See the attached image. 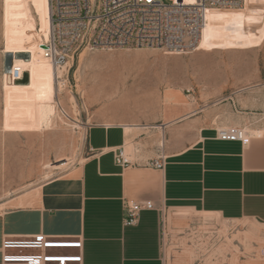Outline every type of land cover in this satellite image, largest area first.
<instances>
[{"label":"crops","instance_id":"0c3cea01","mask_svg":"<svg viewBox=\"0 0 264 264\" xmlns=\"http://www.w3.org/2000/svg\"><path fill=\"white\" fill-rule=\"evenodd\" d=\"M233 83L227 72L217 89L197 86L188 91L193 95L184 94L196 98L198 107L165 128L164 147L144 145L152 142L147 132L160 129L134 128L127 142L128 125H145L89 127V156L80 168L44 185L35 206L0 213V264L5 237L40 233L80 237L84 264H264V92ZM212 92L216 102L204 103ZM230 127L246 129L249 140L220 141L217 132ZM129 143L137 147L136 165L123 169L113 153L127 151ZM161 156L163 170L149 166ZM127 201H151L155 210L125 226ZM198 215L252 221L260 230L250 231L253 242L238 243L240 255L207 239Z\"/></svg>","mask_w":264,"mask_h":264},{"label":"rangeland","instance_id":"374dc122","mask_svg":"<svg viewBox=\"0 0 264 264\" xmlns=\"http://www.w3.org/2000/svg\"><path fill=\"white\" fill-rule=\"evenodd\" d=\"M161 1L169 3V0ZM5 2L0 0V213L35 206L44 185L80 168L89 156L88 129L95 124L127 122L163 132L165 103L169 96L193 95V91H188L197 90V86L202 90L217 89L227 72L238 88L248 86L261 90L257 93L264 92V0H245L240 9L217 11L223 15L224 27L210 31L214 46L209 52L170 55L167 50L158 48H83L68 66L72 68L62 92L44 65L42 80L48 87L46 99L60 103L65 123L53 128L42 127L38 111L43 97L31 91L5 88L4 76L11 74L15 61L7 44ZM29 2L37 29L42 33V23L32 0ZM71 95L78 104L76 112L72 109ZM187 98L195 111L198 101L194 97ZM203 101L214 103L216 95L212 92ZM180 111L185 113L186 110ZM177 116V112L172 113L175 121L171 124L179 119ZM161 131H148L147 138L152 142L144 145L161 146ZM180 135L182 138L183 134ZM183 143L181 139L180 144H176ZM136 152L137 147L129 143L128 155L133 158ZM62 158L69 162L68 169L51 172L47 168L46 164H63ZM197 217L201 221L200 232L207 233L209 240L227 244L226 251L239 253L238 243L246 246L248 241L253 242L254 235L250 231L260 230L252 221L229 223L213 216Z\"/></svg>","mask_w":264,"mask_h":264},{"label":"built area","instance_id":"2783aa9c","mask_svg":"<svg viewBox=\"0 0 264 264\" xmlns=\"http://www.w3.org/2000/svg\"><path fill=\"white\" fill-rule=\"evenodd\" d=\"M242 0H50L51 26L42 56L56 68L73 64L83 48L112 50L158 48L186 52L197 48L207 25L210 8L237 6ZM70 69V67H69ZM14 80L22 69L12 67ZM220 141L249 140L244 128L217 132ZM115 164L123 169L136 165L121 147L114 151ZM164 156L149 166L163 170ZM155 210L151 201H127L124 225L134 226L144 211ZM163 222V232H164ZM84 242L80 237L36 234L5 237L1 245L2 264H84Z\"/></svg>","mask_w":264,"mask_h":264},{"label":"bare ground","instance_id":"6f19581e","mask_svg":"<svg viewBox=\"0 0 264 264\" xmlns=\"http://www.w3.org/2000/svg\"><path fill=\"white\" fill-rule=\"evenodd\" d=\"M194 2L195 0H188ZM33 7L35 8L39 20L43 26V32H39L36 25V18L32 8L30 7L29 0H6L5 2V24H6V37L9 53L15 55L14 66L22 69L24 72L23 77L18 80H14L12 74L4 76L5 88L7 90L14 91H31L34 92L38 97H43L44 100L40 102L39 105V123L42 127H55L58 124L65 123L63 118V112L60 110L59 102H52L46 99L48 93V87L46 83L42 80L44 77L42 68L46 65L49 69L50 75L53 80L56 81L60 87V92H62L67 87L68 73L70 69L68 67H62L56 69L50 61H47L42 56V51L44 50L43 45L46 40L49 39L50 26H51V4L50 0H32ZM245 3V0L237 6L231 7H216L210 8L207 12L206 19L207 25L203 31L202 37L197 44V48L192 51L179 52V51H168L166 53L170 55H187L200 50L205 52L212 51V46H214L213 40L209 38V33L211 30L219 29L224 27V18L222 13L217 12L219 10H231L240 9ZM210 20L212 23L210 24ZM8 52V51H7ZM6 53V52H5ZM214 75V74H213ZM211 78H214L211 77ZM214 80V79H212ZM56 84V85H57ZM55 85V86H56ZM253 87H248L251 89ZM242 91V90H241ZM59 95V94H58ZM57 95V96H58ZM72 109L77 111L78 104L73 95L70 98ZM166 122L161 128L162 132V143L161 146L165 144V126L170 125L172 120V113L177 112V117L179 119L186 117L187 115L194 112L193 106H189V101L187 96L182 93H177L174 97L169 96L166 103ZM180 110H186L185 113H181ZM185 114V116H183ZM77 115V114H76ZM71 120L70 116H67ZM77 119V118H76ZM74 125L78 122L72 119ZM123 126V125H122ZM134 128H146L150 129L149 126H137L128 125L126 127L127 131V142L131 140ZM63 164L51 166L47 165V168L52 172L54 170L64 171L68 169L69 162L62 158ZM66 161V162H65ZM253 251V250H251ZM256 252V251H255Z\"/></svg>","mask_w":264,"mask_h":264}]
</instances>
